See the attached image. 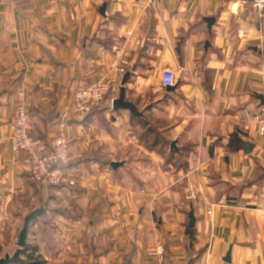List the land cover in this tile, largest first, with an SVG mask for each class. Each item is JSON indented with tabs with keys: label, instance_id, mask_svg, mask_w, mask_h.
Listing matches in <instances>:
<instances>
[{
	"label": "crops",
	"instance_id": "obj_1",
	"mask_svg": "<svg viewBox=\"0 0 264 264\" xmlns=\"http://www.w3.org/2000/svg\"><path fill=\"white\" fill-rule=\"evenodd\" d=\"M126 75L140 116L113 109ZM102 78L113 91L67 122L60 167L75 184L39 186L10 141L19 102L49 139ZM263 110L252 0H0V239L43 208L28 240L40 257L41 242L69 264H152L159 250L165 264H264Z\"/></svg>",
	"mask_w": 264,
	"mask_h": 264
},
{
	"label": "built area",
	"instance_id": "obj_2",
	"mask_svg": "<svg viewBox=\"0 0 264 264\" xmlns=\"http://www.w3.org/2000/svg\"><path fill=\"white\" fill-rule=\"evenodd\" d=\"M257 10H264V0H252ZM176 74L164 69L160 74L161 87L174 86ZM114 79L102 78L91 84L78 87L71 97L69 107L60 115L55 135L49 139L34 137L33 118L22 99L15 116L9 122L10 141L13 151L24 153V163L32 179L43 187L75 184L74 180L60 167V162L70 151L72 141L67 133L68 120L81 119L92 113L113 91ZM260 135L264 136V110L255 115ZM152 264H164L162 250L151 257Z\"/></svg>",
	"mask_w": 264,
	"mask_h": 264
},
{
	"label": "water",
	"instance_id": "obj_3",
	"mask_svg": "<svg viewBox=\"0 0 264 264\" xmlns=\"http://www.w3.org/2000/svg\"><path fill=\"white\" fill-rule=\"evenodd\" d=\"M128 76L126 75L123 78L122 86L120 90L119 98H117L113 102V109L119 110V109H128L136 116H140V113L138 112L137 108L130 102H127L125 100V83L127 82ZM176 86H169L166 87V90L172 91L175 90ZM119 163H113V166H117ZM43 208H39L37 210L32 211L30 214H28L24 218L22 229L20 230L18 241H17V247L14 249V252L11 254L9 252L5 253L4 257L0 258V264H15L22 259L23 253L28 245V232L30 225L43 213ZM195 218L193 215V211L190 212V223L189 226H194Z\"/></svg>",
	"mask_w": 264,
	"mask_h": 264
},
{
	"label": "rangeland",
	"instance_id": "obj_4",
	"mask_svg": "<svg viewBox=\"0 0 264 264\" xmlns=\"http://www.w3.org/2000/svg\"><path fill=\"white\" fill-rule=\"evenodd\" d=\"M74 120H78V119H74ZM21 227H22V224H20L19 229L14 234H12V238L0 239V258L4 257L5 253H7V251L11 254L14 252V249L17 247V241H18V236H19ZM32 231L33 230H31V232ZM28 240L30 241L29 243H31V246H35V245H37V243H39V240L33 239L32 233H30V232H29ZM40 244H41V247L43 246V251H44V253L42 255L43 257H40L41 258L40 260H42L44 264H69V258L65 257L66 256V255H64L65 253L62 254L63 253L62 252L63 251L62 246L58 247L59 250H61L60 254L59 253L54 254V252L51 253V251H49L48 246L46 247L47 248L46 249L41 242H40ZM35 255L38 256V254H35ZM45 257H47V258H45ZM22 258H23V256H22ZM44 258H45V260H44Z\"/></svg>",
	"mask_w": 264,
	"mask_h": 264
},
{
	"label": "trees",
	"instance_id": "obj_5",
	"mask_svg": "<svg viewBox=\"0 0 264 264\" xmlns=\"http://www.w3.org/2000/svg\"><path fill=\"white\" fill-rule=\"evenodd\" d=\"M36 248L28 245L23 253V258L15 264H44L40 256H36Z\"/></svg>",
	"mask_w": 264,
	"mask_h": 264
}]
</instances>
